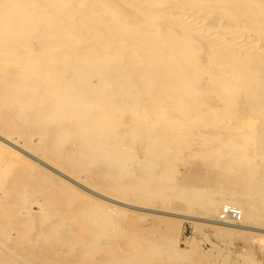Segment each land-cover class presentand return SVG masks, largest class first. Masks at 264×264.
<instances>
[{"label": "bare ground", "instance_id": "obj_1", "mask_svg": "<svg viewBox=\"0 0 264 264\" xmlns=\"http://www.w3.org/2000/svg\"><path fill=\"white\" fill-rule=\"evenodd\" d=\"M256 28L262 31L251 33ZM207 95L218 106L202 110ZM67 119L71 131L61 126ZM203 119L214 122L216 140L200 156L221 172L236 168L244 190L190 193L202 197L206 213L224 201L248 221L252 195L264 198V0H0V189L27 201L32 189L48 187L38 204L46 216L57 215L52 233L59 224L72 229L74 244L55 249L56 256L73 251L63 264L150 258L139 243L107 248L113 217L126 213L122 207L142 208L85 185L80 172L100 163L111 190L148 200L162 188L146 176L164 177L192 121ZM18 122L27 125L22 143L1 131L18 132ZM70 134L80 143L61 161L71 167L68 174L51 158L67 154L61 145ZM32 136L49 159L26 142ZM137 142L149 154L141 158L146 172L124 183ZM6 212L0 203V214ZM200 219L226 230L253 229L239 220Z\"/></svg>", "mask_w": 264, "mask_h": 264}, {"label": "rangeland", "instance_id": "obj_2", "mask_svg": "<svg viewBox=\"0 0 264 264\" xmlns=\"http://www.w3.org/2000/svg\"><path fill=\"white\" fill-rule=\"evenodd\" d=\"M246 30L251 31L252 29ZM257 30L256 28L251 33L256 32L257 34L262 31ZM212 100L211 95H207L200 108L205 110L210 106L217 107L218 104ZM192 122L194 125L187 132V140L179 144V151L171 158L170 168L166 172L161 171L164 177L146 176L149 184H155V186L160 184L162 188V190L155 191V195L148 200L131 195L135 191H128L129 193L125 194L121 192V189L120 191L117 188V190L114 188L111 190L112 183L102 176L103 166L100 163L88 165L86 171L80 172V178L83 179L85 185L98 192L109 189L107 195L142 208L122 207L126 213L113 217L114 233L109 238V245L106 247L110 248L115 245L125 247L128 243H139L148 248V251L150 249V258L142 264H264V200H259L262 196L257 198V195L256 197L252 195L257 193L251 192L253 203L251 208L254 217L248 221L244 220L240 208L233 205L240 211L242 217H240V223L246 222L253 227L249 231L226 230L200 219L217 218L221 221L219 212L226 202L219 204L216 213H206L202 197L190 193V189L198 187L205 189L206 193H212L213 196H220L229 191L237 192L242 188L240 187L241 182L237 179L236 168L221 172L217 166L209 164L206 158L200 156L201 150L215 145L214 125L211 124L214 122L207 119ZM16 126L18 132L11 133L6 126H2L1 131L14 136L19 143H22L24 142L22 134H25L27 125L18 122ZM61 126L64 130L71 131V119L64 121ZM47 128L50 132L47 131L46 140L50 141L53 128L52 126ZM32 137L26 142L36 146L37 155H42L46 160L49 159L50 153L40 147L38 137ZM72 137L77 141H74ZM79 143L76 135L70 134L61 145L67 154H64L59 162L51 158L58 166H63L65 168L63 170L68 174L72 171L71 167L62 165L61 161L65 162L68 152L77 148ZM164 144L160 140L155 145L160 150L164 148ZM126 146L130 145L126 144L121 147L128 149ZM134 147L137 151L129 163L132 173L122 178L124 183L136 182L140 175L146 172V169L142 167V161H144L142 159L148 158L149 154L143 150L140 142H137ZM228 171L231 173L233 171V174ZM30 178L35 179L33 176ZM47 190L48 187L41 185L28 193L27 201H19L18 196H7L0 189V203L6 204L10 210L4 215L0 214V264H63L64 259L73 255V251L66 248L58 256L55 255L57 244L66 242L72 245L74 240L71 238L72 229L67 224H59L56 228L57 233H52L53 222L56 221L57 215L46 216L47 214L44 210H40L38 204L43 202V195ZM239 221L235 220L234 223L221 221V223L235 224ZM122 250L125 251V249ZM13 256L20 260L17 262Z\"/></svg>", "mask_w": 264, "mask_h": 264}, {"label": "built area", "instance_id": "obj_3", "mask_svg": "<svg viewBox=\"0 0 264 264\" xmlns=\"http://www.w3.org/2000/svg\"><path fill=\"white\" fill-rule=\"evenodd\" d=\"M241 214L239 210L231 204H224L219 212V218L222 222L230 223L240 220Z\"/></svg>", "mask_w": 264, "mask_h": 264}]
</instances>
